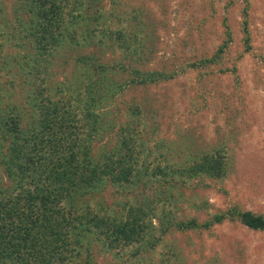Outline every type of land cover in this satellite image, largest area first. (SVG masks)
Wrapping results in <instances>:
<instances>
[{"label":"rangeland","instance_id":"rangeland-1","mask_svg":"<svg viewBox=\"0 0 264 264\" xmlns=\"http://www.w3.org/2000/svg\"><path fill=\"white\" fill-rule=\"evenodd\" d=\"M29 1L0 0V116L20 119L23 139L41 137L30 132L38 107L57 103L50 117L61 114L68 133L86 138L88 119H102L91 151L110 152L122 139L161 183L131 191L105 182L76 212L137 211L152 248H110L92 232L106 228L90 223L88 245L68 264H264V231L235 216L214 219L264 217V0H45L61 16L42 43ZM209 157L211 174L189 172ZM2 167L0 187L9 183ZM190 220L199 229L175 228Z\"/></svg>","mask_w":264,"mask_h":264},{"label":"trees","instance_id":"trees-1","mask_svg":"<svg viewBox=\"0 0 264 264\" xmlns=\"http://www.w3.org/2000/svg\"><path fill=\"white\" fill-rule=\"evenodd\" d=\"M44 4L45 0H30L27 7L28 12H33L34 30L41 33L39 43L50 37L47 34L52 31L50 24H57L55 19L61 16V10L54 2L49 1L47 9ZM36 17L42 21H37ZM103 100L100 97V102ZM87 103L88 107L94 106L96 98L89 96ZM48 108L50 111L46 110V113L38 107V116L33 115L37 127L31 129V135H41L34 139L22 138L18 126H22L20 119L0 116V143L8 145L6 152L0 150V165L10 183L0 187V264H68L70 259L67 257L72 251L81 252L83 246L88 245L90 223L106 228H92V232L103 233L110 248L147 243L152 248L154 238L148 235L146 225L143 226L146 216L137 211L129 210L128 218L92 214L83 218L76 212L81 207L89 208L86 200L80 198L105 182L131 191L140 184L148 186L151 179V184L160 186L161 183L155 181L158 170L139 166L122 139L121 144L114 145L110 152L96 156L90 143H97L102 138V119L100 122L95 118L88 119L92 121L88 123L90 131L86 138L73 131L68 133V120L61 114L57 121L50 117L53 113L56 115L57 103ZM59 140L65 146L56 145ZM200 158L189 172L211 174L214 168L207 170V165L215 163L217 167L216 160L209 157L200 164ZM234 216L249 230L264 231V217L250 211H227L214 219L221 222ZM174 224L182 231L200 227L194 220ZM208 226L209 223L201 225L204 229Z\"/></svg>","mask_w":264,"mask_h":264}]
</instances>
